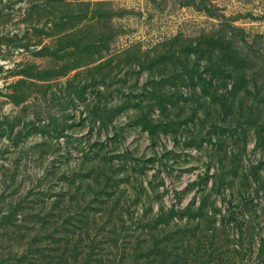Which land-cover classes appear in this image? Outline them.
Masks as SVG:
<instances>
[{"label": "rangeland", "instance_id": "374dc122", "mask_svg": "<svg viewBox=\"0 0 264 264\" xmlns=\"http://www.w3.org/2000/svg\"><path fill=\"white\" fill-rule=\"evenodd\" d=\"M0 264H264V0H0Z\"/></svg>", "mask_w": 264, "mask_h": 264}]
</instances>
